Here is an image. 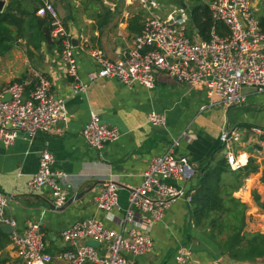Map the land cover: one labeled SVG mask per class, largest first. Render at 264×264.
<instances>
[{
  "label": "crops",
  "instance_id": "obj_1",
  "mask_svg": "<svg viewBox=\"0 0 264 264\" xmlns=\"http://www.w3.org/2000/svg\"><path fill=\"white\" fill-rule=\"evenodd\" d=\"M6 3L4 11L10 3ZM157 1V0H156ZM60 19L68 31L77 28L79 45L74 47L77 72L81 81L89 84L85 91H74V78L68 72L63 59L62 46L51 36L45 38V25L39 19L48 16L37 15L39 0H13V14L17 23L8 25L12 30L10 39L4 42L0 52V86L19 80L26 83L27 96L37 82V74L44 75L51 83V91L66 101V119L60 120L51 132L38 131L32 137L22 133L11 145L0 140V189L8 198L6 212L16 220L14 232L24 234L30 223L42 220L44 223L47 264H68L58 256L75 246L63 239L62 232L77 221L97 217L110 228H118L104 211L94 202L95 195L109 180L119 185L120 210L124 215L128 206L129 186H138L143 173L155 155L166 152L174 140L179 139L177 155H187L200 171L213 159L226 152L220 135L224 124L239 130L245 128L244 148H255L251 157L258 170L244 177L233 195L246 203V232H258L264 236V207L254 199L257 192L264 202V147L253 137L251 127L264 126V91L253 86H244L241 91L246 101L229 108L219 107L222 122L210 130L212 109L202 108L211 98L203 85L192 86L179 83L164 72L157 73L156 87L149 89L141 84L125 86L116 79L101 78L89 82L88 74L100 68L91 56V50H101L106 57L117 60L133 42L140 27L130 21L145 17L151 12L167 19L174 7L187 9L188 21L195 5L207 4L211 0H166L152 9L130 0H51ZM90 5L85 10V5ZM264 14L259 10L258 15ZM49 18V17H48ZM50 19V18H49ZM189 25V24H188ZM142 31V30H141ZM141 33V32H140ZM197 39V38H196ZM216 98V97H215ZM151 111L163 112L167 116L164 126H154L147 120ZM96 112L103 123L121 131L119 139L105 144L101 149L92 148L84 139L82 130ZM188 136H182L183 132ZM48 150L54 156L52 168L66 174L64 189L68 200L63 207L53 204L49 188L31 190L28 182L38 170L40 153ZM250 157V158H251ZM226 182L232 181V174L224 175ZM199 183V175L188 185L193 196ZM186 199L175 201L164 218L152 228L153 249L136 257L138 264H179L175 253L179 246L187 245L193 250L187 264H264V256L255 260H237L225 253L213 240L195 226L190 218ZM117 219V217H116ZM115 219V220H116ZM5 232V231H4ZM6 233V232H5ZM12 238V233L9 234ZM85 243L105 251V246L82 238ZM7 257L5 264H23L17 257L13 243L0 250V258Z\"/></svg>",
  "mask_w": 264,
  "mask_h": 264
},
{
  "label": "built area",
  "instance_id": "obj_2",
  "mask_svg": "<svg viewBox=\"0 0 264 264\" xmlns=\"http://www.w3.org/2000/svg\"><path fill=\"white\" fill-rule=\"evenodd\" d=\"M130 1L139 2L148 9L158 6L156 0ZM39 2L37 14L50 18L52 38L62 41V56L75 80L74 91H85L89 84L78 77L77 59L67 27L51 0ZM261 5L264 0H211L209 8L213 19L223 22L228 33L220 35L213 28L208 40L188 36L189 21L184 7L172 9L167 19L150 12L141 33L135 36L121 58L111 60L101 50L90 51L101 66L88 74L89 82L111 78L125 86L138 83L153 89L157 73L164 72L179 83L205 86L211 100L202 108L241 105L246 101L242 87L253 86L264 91V26L258 15ZM25 86L26 83L19 80L0 86V140L7 145L13 144L22 133L32 137L38 131L51 132L60 120L66 119V101L52 93L51 83L44 75L37 74V82L27 96ZM7 94L10 98L5 99ZM147 120L154 126H164L167 116L151 111ZM251 131L264 147V126H253ZM82 135L92 148L101 149L106 142L119 139L121 131L103 123L96 112H91ZM182 136H188V132L184 131ZM220 140L232 170L242 169L249 163L251 153L244 148L243 134L238 128L224 124ZM179 142V139L174 140L166 152L153 156L140 185L129 186L124 215L115 213L121 208L119 185L114 180L107 181L95 195L94 202L118 228L108 227L97 217L77 221L62 232L63 239L75 249L63 251L58 257L68 264H138L135 258L153 249L154 224L164 218L168 208L178 199L192 201L187 185L200 172L189 156L177 155ZM53 162V154L42 151L38 170L28 185L31 190L49 188L54 206L60 208L68 200L64 189L66 174L54 170ZM7 206L8 198L0 189V225L14 227L16 220L7 214ZM85 237L105 246V251L79 243ZM12 243L23 264H47L50 260L45 252L47 244L42 220L30 223L24 234L13 231ZM192 254L190 246L181 245L175 259L179 264H187Z\"/></svg>",
  "mask_w": 264,
  "mask_h": 264
},
{
  "label": "trees",
  "instance_id": "obj_3",
  "mask_svg": "<svg viewBox=\"0 0 264 264\" xmlns=\"http://www.w3.org/2000/svg\"><path fill=\"white\" fill-rule=\"evenodd\" d=\"M12 5L13 0H10L7 8L0 11V52L1 46L12 34L8 25L17 23V16L11 9ZM259 18L261 25L264 26V14L259 15ZM39 20L45 25V38L51 40L50 19L44 17ZM133 23L140 25L137 30L140 33L144 22H140V17L136 16L130 21V29H133ZM188 24L187 34L193 39H210L213 28L220 35L228 33V28L223 22L213 19L207 4L192 7ZM54 41L62 46L61 40ZM257 170L258 166L253 157L246 166L236 171L230 168L225 156L211 160L200 168L199 183L189 206L192 223L201 228L225 253L237 260H255L264 256V236L258 232H246L248 206L233 195L242 184L243 178ZM228 172L232 174L230 182L224 180V175ZM261 180L264 182V170ZM254 199L264 207V202L257 192H254ZM10 243L11 236L0 228V250L5 249ZM7 260V257L0 258V264H5Z\"/></svg>",
  "mask_w": 264,
  "mask_h": 264
},
{
  "label": "water",
  "instance_id": "obj_4",
  "mask_svg": "<svg viewBox=\"0 0 264 264\" xmlns=\"http://www.w3.org/2000/svg\"><path fill=\"white\" fill-rule=\"evenodd\" d=\"M6 1L5 0H0V11L4 8V5H5ZM73 28H71L69 30V34L71 36V39H72V43H73V46L74 47H77L79 45V34H78V31H77V28L72 24ZM10 98V95L7 94L5 96V99H8ZM108 142H106L107 144ZM255 148H258V149H261V146L260 145H253V146H249L248 147V150L250 152H254ZM226 152V151H225ZM0 228L5 231L7 234H11L13 231H14V227L9 225V224H1L0 225Z\"/></svg>",
  "mask_w": 264,
  "mask_h": 264
},
{
  "label": "rangeland",
  "instance_id": "obj_5",
  "mask_svg": "<svg viewBox=\"0 0 264 264\" xmlns=\"http://www.w3.org/2000/svg\"><path fill=\"white\" fill-rule=\"evenodd\" d=\"M157 1L165 3L166 0H157ZM82 7H84L85 10H88L90 5L86 4L85 6H82ZM174 8H177V7H174ZM174 8H172V9H174ZM259 8L261 10H264V5L259 6ZM208 109H212L211 110L212 115L209 116L210 117V124L208 125L210 130H212L213 129L212 122H214L215 124L221 123L222 122V114L219 112V110H218L219 108L217 106L209 107ZM244 129L245 128L240 129L241 133L243 134V137L246 136L245 134H247V130H244Z\"/></svg>",
  "mask_w": 264,
  "mask_h": 264
}]
</instances>
